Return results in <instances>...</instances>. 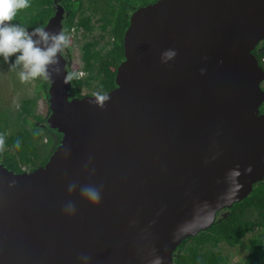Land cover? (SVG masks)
<instances>
[{
    "label": "water",
    "instance_id": "95a60500",
    "mask_svg": "<svg viewBox=\"0 0 264 264\" xmlns=\"http://www.w3.org/2000/svg\"><path fill=\"white\" fill-rule=\"evenodd\" d=\"M53 8L42 28L59 32L65 11L59 0ZM262 41L264 0L139 7L103 108L95 96L71 97L61 52V74L46 80L57 147L31 172L0 164V264H172L181 242L264 180V70L251 54ZM167 50L176 56L162 63ZM238 165L242 190L217 206ZM85 185L102 188L99 203L82 197Z\"/></svg>",
    "mask_w": 264,
    "mask_h": 264
},
{
    "label": "trees",
    "instance_id": "16d2710c",
    "mask_svg": "<svg viewBox=\"0 0 264 264\" xmlns=\"http://www.w3.org/2000/svg\"><path fill=\"white\" fill-rule=\"evenodd\" d=\"M158 0H59L64 8L62 31L70 36V45L62 51L67 59L68 73H80L79 79L71 80V97L81 99L94 96L95 92L106 94L115 88V75L124 60L123 36L129 25L131 13ZM53 0H30V7L21 10L12 21L27 30L43 27L53 16ZM81 32L90 39L79 45V62L68 60L70 46L75 36ZM97 33V34H96ZM251 54L255 56L252 51ZM263 66L264 48L255 56ZM15 57L6 62L12 72L20 68L12 67ZM0 61L5 62L0 56ZM32 98L20 100L13 112L0 107V135L4 137L0 151V164L16 174L31 172L42 167L57 147L61 139L54 130L45 125V118L37 111V101L43 95L47 99L48 84L45 79L35 80ZM264 114V103L260 107ZM44 125V126H42ZM20 147H16V141ZM225 218L218 216L206 231L198 233V246L207 244L212 249L199 256L196 251L191 256L181 255L174 264H227L228 256L221 250H214L218 244L247 251L242 264H264V180L253 185L250 194L235 203ZM186 242L183 241V243ZM175 253V252H174Z\"/></svg>",
    "mask_w": 264,
    "mask_h": 264
},
{
    "label": "clouds",
    "instance_id": "9594fccd",
    "mask_svg": "<svg viewBox=\"0 0 264 264\" xmlns=\"http://www.w3.org/2000/svg\"><path fill=\"white\" fill-rule=\"evenodd\" d=\"M30 7V0H0V56L5 62H9L11 57H15L12 62V67H19V78L21 83L35 81L37 79L53 80V76L61 74L59 54L70 45V36L64 31L49 32L42 27H37L29 32L24 27L13 24L12 21L16 15L24 9ZM176 56L173 50H167L162 53L161 62L167 63ZM259 64V63H258ZM203 74V70L201 72ZM83 75L80 73H68L64 77V82L67 83L73 79H79ZM95 105L103 108L109 100V96L101 92L94 93ZM4 137L0 135V151L3 150ZM16 147H20V141H16ZM251 166L244 170V173H250ZM242 173L239 170V165L235 169L229 170L226 174L225 182L228 185L225 192L218 197V204H231L238 193L242 190L243 185L239 183V178ZM76 189L75 182L68 186L69 192ZM83 198L92 202L99 203L101 200L102 188L85 185L80 188ZM205 208L208 209L207 216L211 218L214 209L211 205L205 203ZM65 212L68 214L75 213V206L69 202L65 205ZM87 261V257L83 258ZM149 264H163V258L157 256L151 260Z\"/></svg>",
    "mask_w": 264,
    "mask_h": 264
},
{
    "label": "rangeland",
    "instance_id": "374dc122",
    "mask_svg": "<svg viewBox=\"0 0 264 264\" xmlns=\"http://www.w3.org/2000/svg\"><path fill=\"white\" fill-rule=\"evenodd\" d=\"M97 34V33H96ZM90 39L87 35H82L81 32L75 36V42L70 46L68 60L71 63L79 62V45ZM19 71L12 72L6 62L0 61V107L9 108L15 111L19 105L20 100L24 98H32L36 86L35 81L21 83L19 78ZM37 111L45 119L48 117V102L43 95L37 101ZM221 248L227 254L229 264H242L246 258L247 251L243 249H232L222 244Z\"/></svg>",
    "mask_w": 264,
    "mask_h": 264
},
{
    "label": "flooded vegetation",
    "instance_id": "af4514ba",
    "mask_svg": "<svg viewBox=\"0 0 264 264\" xmlns=\"http://www.w3.org/2000/svg\"><path fill=\"white\" fill-rule=\"evenodd\" d=\"M260 47H263L264 48V41H262V42H260L259 43V45L253 50V52H254V54H255V56L257 55V54H259V52H260ZM65 51H66V49H65ZM63 54V53H62ZM264 64V63H263ZM259 66H261V65H259ZM262 67V69L264 70V65L263 66H261ZM260 88L262 89V90H264V80L260 83ZM264 103V102H263ZM261 106H262V104H261ZM260 106V107H261ZM260 107H259V112H260ZM48 115H49V112H48ZM45 121H46V119H45ZM42 126H44V125H42ZM58 145V144H57ZM28 172V171H27ZM223 213H225V210H221L220 212H219V214H218V216H221ZM200 237H196V236H194V237H190V238H188V239H186V242H184L183 243V245H182V242H181V244L176 248V250L174 251L175 253H174V256H173V261H172V264H174L173 262H174V259L176 260V259H178V257L179 256H181V255H188V256H191V254L192 253H190V252H192V251H196V250H198V251H196L197 252V254L199 255V256H201V255H203V253L206 251V250H209V249H212L210 246H208L207 244H205V245H203V246H198L197 245V240L199 239ZM185 241V240H184ZM224 244V243H223ZM224 245H226V244H224ZM221 246H223L222 244H218L216 247H215V249L214 250H221V251H223L224 252V250L221 248ZM227 246V245H226ZM228 247V246H227ZM233 249V248H232ZM234 249H241V248H234ZM244 250V249H243ZM227 264H229V259L227 260Z\"/></svg>",
    "mask_w": 264,
    "mask_h": 264
},
{
    "label": "built area",
    "instance_id": "2783aa9c",
    "mask_svg": "<svg viewBox=\"0 0 264 264\" xmlns=\"http://www.w3.org/2000/svg\"><path fill=\"white\" fill-rule=\"evenodd\" d=\"M264 63V59L261 60Z\"/></svg>",
    "mask_w": 264,
    "mask_h": 264
}]
</instances>
